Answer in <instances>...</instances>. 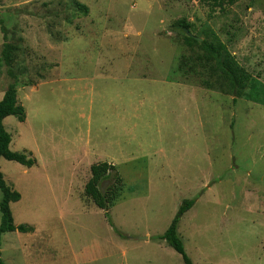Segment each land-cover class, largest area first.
Instances as JSON below:
<instances>
[{
  "label": "rangeland",
  "instance_id": "obj_1",
  "mask_svg": "<svg viewBox=\"0 0 264 264\" xmlns=\"http://www.w3.org/2000/svg\"><path fill=\"white\" fill-rule=\"evenodd\" d=\"M209 8L0 0V59L5 28L11 70L32 85L18 90L26 121L4 123L11 150L37 160L28 168L0 159L22 196L11 204L15 224L34 229L2 235L5 264H184L160 237L191 199L179 234L193 264H264V96L234 102L205 86L212 81L196 65L199 49L172 27L185 19L191 34L218 38L264 89V0L212 18ZM12 81L0 68V100ZM101 162L124 180L110 219L85 195Z\"/></svg>",
  "mask_w": 264,
  "mask_h": 264
},
{
  "label": "trees",
  "instance_id": "obj_2",
  "mask_svg": "<svg viewBox=\"0 0 264 264\" xmlns=\"http://www.w3.org/2000/svg\"><path fill=\"white\" fill-rule=\"evenodd\" d=\"M203 5H207L211 10V18L215 11L225 12L228 8L236 5L241 0H197ZM79 11L87 14L89 9L85 6L78 5ZM174 29L180 30L183 35L182 43L191 49L198 48L199 53L196 56V65L202 68L203 74L210 76L209 82H205L208 88L217 86L221 91L227 92L234 97V102L239 98H247L248 100L256 97L264 96V89L259 87L261 84L258 80L253 79L239 65L234 56H232L226 46L219 42L218 38L213 41L204 39L200 41L199 37L192 34L188 36L186 30L192 32V25L185 19L178 20L173 23ZM4 34V45L2 56L0 59V68L4 66L9 68V75L13 81L9 84L4 92L3 98L0 100V159L17 162L23 166L31 168L37 164V160L27 152H14L11 150L12 135L7 131L5 120L8 117H15L19 122H25L27 113L25 107L18 98V90L20 85L23 87L32 86L31 84H21L17 76L12 72L14 63L15 48L9 43L8 34ZM91 174L89 182L85 186V195L100 209L106 211V216L110 219V208L118 202L124 190V180L120 176L117 166L108 162H101L91 166ZM108 182V186L103 192L101 186ZM0 191L2 192V201L0 203L1 224H0V248L2 235L11 232L28 233L34 229L29 225L15 224L14 216L11 209L12 203L21 200V194L15 191L5 181L4 174L0 171ZM197 199L185 200L171 222L165 234L160 237L161 240L178 253L184 264H193L188 256L184 241L179 234V227L182 218L196 204ZM113 225L112 221H109ZM0 264H5L1 259Z\"/></svg>",
  "mask_w": 264,
  "mask_h": 264
},
{
  "label": "water",
  "instance_id": "obj_3",
  "mask_svg": "<svg viewBox=\"0 0 264 264\" xmlns=\"http://www.w3.org/2000/svg\"><path fill=\"white\" fill-rule=\"evenodd\" d=\"M186 32H187L188 36H192V34L188 30H186ZM199 40L202 41V39H199ZM102 191L104 192V188L102 189ZM142 239H147V237L142 238Z\"/></svg>",
  "mask_w": 264,
  "mask_h": 264
},
{
  "label": "crops",
  "instance_id": "obj_4",
  "mask_svg": "<svg viewBox=\"0 0 264 264\" xmlns=\"http://www.w3.org/2000/svg\"><path fill=\"white\" fill-rule=\"evenodd\" d=\"M3 96H4V94H3ZM3 98V97H2Z\"/></svg>",
  "mask_w": 264,
  "mask_h": 264
}]
</instances>
